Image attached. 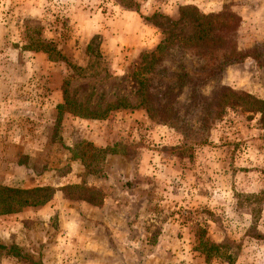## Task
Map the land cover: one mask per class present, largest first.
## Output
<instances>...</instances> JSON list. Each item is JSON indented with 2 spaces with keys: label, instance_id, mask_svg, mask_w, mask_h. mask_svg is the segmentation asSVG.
<instances>
[{
  "label": "rangeland",
  "instance_id": "1",
  "mask_svg": "<svg viewBox=\"0 0 264 264\" xmlns=\"http://www.w3.org/2000/svg\"><path fill=\"white\" fill-rule=\"evenodd\" d=\"M185 5L236 15L206 64L238 61L199 67ZM166 36L159 65L202 94L264 99V0H0V186L51 188L0 214V264H264V124L227 107L201 126L185 87L168 122L136 106L135 58ZM65 98L106 115L59 114Z\"/></svg>",
  "mask_w": 264,
  "mask_h": 264
},
{
  "label": "trees",
  "instance_id": "2",
  "mask_svg": "<svg viewBox=\"0 0 264 264\" xmlns=\"http://www.w3.org/2000/svg\"><path fill=\"white\" fill-rule=\"evenodd\" d=\"M184 11L191 12V22L193 32L184 38H176L184 44L194 47L193 55L200 62V68L210 73H218L224 64L231 59L221 53L222 57L215 67L209 68L206 60L215 61L217 53L214 52L217 44L225 36L230 34L234 28L236 15L221 11L214 14L199 13L192 6H181ZM170 37L162 38L153 48L142 50L135 58L132 69L134 78L139 90V100L136 106L143 108L146 114L157 122H168L171 114H175L176 106L179 103L177 94L185 87L186 100L189 104H195L198 107L199 124L205 126L212 118L222 115L227 107H239L252 114H259L260 121L264 124V99L257 98L246 92H236L228 86H217L211 89L208 95L202 94L199 89L204 84V80L198 76H191L185 71L176 72L159 65L162 54L167 53ZM219 49V48H218ZM35 51H44L48 58L52 55L60 56L54 49L50 41L42 40L35 42L33 47ZM244 57V56H243ZM240 61V60H239ZM126 107V102L121 100L115 102L110 107ZM57 113L65 110L73 116L80 118H103L106 113L88 112L80 104L65 98L63 102L55 105ZM51 194V188L46 185H39L30 188H16L0 186V214L13 212L9 204H18L19 207L35 206L44 203ZM94 197L95 194H94ZM198 234V243L203 246V253L209 255L218 252V246L202 238ZM14 247V246H11Z\"/></svg>",
  "mask_w": 264,
  "mask_h": 264
},
{
  "label": "crops",
  "instance_id": "3",
  "mask_svg": "<svg viewBox=\"0 0 264 264\" xmlns=\"http://www.w3.org/2000/svg\"><path fill=\"white\" fill-rule=\"evenodd\" d=\"M96 141V140H95Z\"/></svg>",
  "mask_w": 264,
  "mask_h": 264
}]
</instances>
